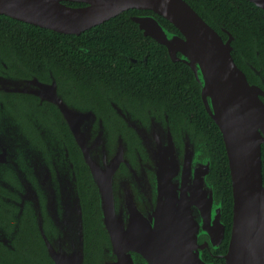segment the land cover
<instances>
[{
    "label": "water",
    "instance_id": "1",
    "mask_svg": "<svg viewBox=\"0 0 264 264\" xmlns=\"http://www.w3.org/2000/svg\"><path fill=\"white\" fill-rule=\"evenodd\" d=\"M77 1L88 5L74 7L63 0H0V13L76 34L129 8L150 9L170 20L179 32L167 29L154 15L134 17L145 35L167 46L173 60L190 66L200 85L204 106L222 131L234 196L228 250L222 254L225 264H264V88L249 81L235 62L233 34L228 31L225 40L187 0ZM250 1L264 9V0ZM252 67L261 75L260 69ZM4 80L17 87L25 84V80L17 78ZM261 82L264 85L262 75ZM55 101L66 109L74 137L98 186L101 223L121 252L125 249L123 264H134L130 251L145 258V264H215L207 261L204 253L207 249L214 253L221 246L226 223L222 219V203L216 199L208 177L212 161L205 153L206 143L197 140L190 131L183 139L181 151L175 143L168 113L166 120L162 118L164 123L152 120L149 133L137 121L128 119L143 139L153 163L150 166L156 177L158 199L152 215L142 213L131 201L125 224L115 210L112 186V176L123 159L121 154L111 160L107 172H102L92 151L93 143L80 127L83 115L69 110L60 98ZM72 202L76 207L72 217L74 248L64 252L48 245L56 264H85L84 218L76 189Z\"/></svg>",
    "mask_w": 264,
    "mask_h": 264
},
{
    "label": "flooded vegetation",
    "instance_id": "2",
    "mask_svg": "<svg viewBox=\"0 0 264 264\" xmlns=\"http://www.w3.org/2000/svg\"><path fill=\"white\" fill-rule=\"evenodd\" d=\"M63 2L74 7L88 5L77 0ZM129 9L79 34L60 33L81 36L106 24L100 28L102 32L113 29L125 38V16L118 19L117 16L125 15ZM137 15L149 12L134 13L130 18L134 20ZM111 20L115 23L109 26ZM58 39L59 45L48 39L38 66L32 65L28 57L22 60L15 50L0 47V250L11 264H56L48 245L64 252L74 248L72 217L76 207L72 194L76 189L84 218L85 264H123L125 249L121 252L101 223L98 186L74 137L66 109L55 99L60 98L69 110L83 115L80 127L93 143L92 151L102 172H107L111 160L121 154L123 159L112 176V186L115 210L125 224L131 201L142 213L152 215L158 199L156 177L150 166L153 163L143 139L128 119L137 121L149 133L152 120L164 123L167 111L143 108L141 100H130L121 84L112 80L106 66H93L95 73L79 66L77 59L66 65L64 35ZM82 43L81 38L74 40L78 50L96 53L95 45L89 49ZM10 78L25 80V84L17 87L4 80ZM186 87L190 88L191 83H186ZM168 118L175 143L182 151L183 139L190 133L187 120L175 127L169 114ZM18 249L20 252L15 253ZM128 254L134 264L146 263L135 251Z\"/></svg>",
    "mask_w": 264,
    "mask_h": 264
},
{
    "label": "trees",
    "instance_id": "3",
    "mask_svg": "<svg viewBox=\"0 0 264 264\" xmlns=\"http://www.w3.org/2000/svg\"><path fill=\"white\" fill-rule=\"evenodd\" d=\"M187 1L225 40L228 38V31L233 34L232 55L235 62L245 71L249 81L264 87L261 82V75L264 78V9L250 0ZM147 12L154 15L170 31L179 32L166 17L148 9H129L125 11V15L117 16V19L125 16V38L121 36L122 33L113 29L102 32L100 28L107 26L106 24L91 28L81 36L65 35L0 14V47L7 51L15 50L22 60L28 57L32 65L38 66L44 58L43 50L47 47L48 39L59 45L58 38L64 35L66 65L77 59L76 63L82 68L86 66V70L90 72L96 71L93 66H106L113 76L112 80L121 84V89L130 100H141L143 108L148 106L151 110L165 108L175 127L187 120L188 128L195 134L196 139L206 143L205 153L212 161L208 177L213 183L216 199L222 203V219L226 223L221 246L214 253L206 250L204 257L215 264H225L222 254L228 250L234 196L223 134L204 106L200 85L195 80L190 66L181 60L174 61L166 45L144 35L138 24L130 18L131 14ZM114 23L115 20H111L109 26ZM79 38L89 49L95 45L96 53L93 50L89 52L78 50L79 47L74 44V40ZM110 51L114 53H109ZM122 51L130 56H124ZM252 66L260 69L261 75L256 74ZM186 83H191V87L187 88ZM262 151L264 172V144ZM81 183L82 193L86 199L87 192L83 179ZM88 206L86 202V212L89 210ZM16 252L19 253V249ZM0 264H11L4 258L2 250Z\"/></svg>",
    "mask_w": 264,
    "mask_h": 264
}]
</instances>
